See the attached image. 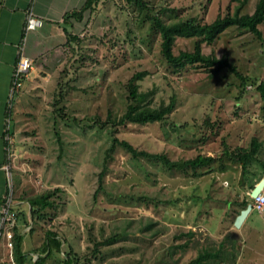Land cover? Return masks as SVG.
<instances>
[{
    "label": "rangeland",
    "instance_id": "1",
    "mask_svg": "<svg viewBox=\"0 0 264 264\" xmlns=\"http://www.w3.org/2000/svg\"><path fill=\"white\" fill-rule=\"evenodd\" d=\"M146 1L150 10L139 11L126 0H98L82 19L64 20L51 34L44 30L41 39L46 33L49 40L33 54L35 67L11 102L7 167L16 198L59 188L57 206L32 220L30 244L38 248L44 228L57 230L79 264H189L202 248L222 240L231 248L227 237H240L239 227L232 229L234 203L220 191L219 169L198 177L171 170L159 158L135 156L120 140L171 159L215 154L216 168L224 140L231 147L248 146L253 136L264 141V99L253 83L264 79V22L261 37L230 25L211 43L200 36L174 42L179 54L194 51L200 40L202 52L227 57L249 78L243 83L228 67L212 72L199 63H170L149 15L211 22L239 5L241 14L253 13L259 0ZM138 72H144L140 90H154L152 104L175 97L174 108L162 121L116 125L114 117L130 102L128 81ZM258 157L264 159V146ZM262 214L254 210L251 217L264 235ZM246 238L247 244L235 239V264H264V255L247 256L253 239ZM185 240V248L171 251ZM253 241L264 251V242ZM63 255L54 253L48 264Z\"/></svg>",
    "mask_w": 264,
    "mask_h": 264
},
{
    "label": "trees",
    "instance_id": "2",
    "mask_svg": "<svg viewBox=\"0 0 264 264\" xmlns=\"http://www.w3.org/2000/svg\"><path fill=\"white\" fill-rule=\"evenodd\" d=\"M98 0H87L83 8L80 10H75L66 15L64 18L65 21H71V18L77 20L84 17V12L87 9L91 11L94 10V4ZM129 3L135 4L139 11L145 9L150 10V6L146 0H126ZM241 6H237V9L234 13H227L224 16H218L215 20L211 22H203L195 16H191L187 19H176L173 21H166L161 16L157 14H149L150 18L154 21L156 28L160 31L162 36V52L165 58L175 66L185 65L186 63H199L202 66L211 69L212 72H217L223 67L230 68L233 72L240 76L243 83L248 82V79L245 75L241 74L237 67L229 61L227 57H218L217 55L211 53L206 54L202 52L200 46V40L196 43V48L194 51L183 50L179 54H175L173 51V45L178 36H200L203 37L208 42H213L219 33L223 31L230 25H236L243 28H248L256 33L258 36H262V30L260 29V24L264 22V0H259L256 9L253 13H240ZM72 22V21H71ZM72 39H77L78 36L70 35ZM144 72L136 73L128 81L129 94L128 98L130 100L127 110L120 116L114 117L113 123L116 125L126 124L128 122L135 123H148L155 121L165 120L175 105V97L171 98L168 104L161 103L159 106L152 104L151 97L154 94V90L149 89L147 91L140 90V84L137 79L142 78ZM256 88L261 93L262 98L264 99V79L257 81L253 80ZM62 109V108H60ZM115 141H118V138H115ZM120 143L130 150L135 156H146L149 158H159L163 161L164 165L171 170L177 169L187 173H193L194 176L198 177L203 173L210 172L214 169L216 165V158L218 155L208 154L200 152L195 157L190 158H177L171 159L166 153L150 152L147 150H140L136 148L133 144L129 143L127 140H120ZM224 147L221 150L220 159L223 157H228L234 161H238L243 168L251 169V165L257 161L262 162L258 157V153L264 146V141L257 136H253L250 144L247 146L239 145L231 147L228 145V142L224 140ZM114 145V144H113ZM59 188L47 189L40 194L30 196L27 201L30 204L31 215L33 220L35 219H44L49 214L44 210L47 207L55 208L57 203L53 198V195ZM246 204V202H244ZM34 227L30 230L32 231ZM45 239L42 244V253L36 260L35 264H44L47 257H52L54 253L63 252V258L61 261L55 264H79L77 253L74 252L69 245V248L64 249V246L68 243L66 236H61L59 231L44 228ZM193 231L190 230L187 234L192 235ZM183 234L181 232L178 235ZM177 235V236H178ZM190 239V238H189ZM227 239L231 244V248L226 247V240H222L220 245L209 247L206 246L199 251L198 255L192 259L189 264H216L219 259L224 263L227 258L232 260L231 264L236 263V240L233 236H228ZM22 240L23 236L20 232V229L16 226L14 234V255L18 261V264H25L27 255L22 251ZM189 243V240H185L182 243H178L171 246L172 249L182 247L185 248ZM219 258V259H218Z\"/></svg>",
    "mask_w": 264,
    "mask_h": 264
},
{
    "label": "crops",
    "instance_id": "3",
    "mask_svg": "<svg viewBox=\"0 0 264 264\" xmlns=\"http://www.w3.org/2000/svg\"><path fill=\"white\" fill-rule=\"evenodd\" d=\"M86 2L87 0H0V218L5 197L11 191L13 193L14 206L19 211L17 227L23 236L21 246L22 251L27 255L25 264H35L38 256L40 254L46 255V253L41 252L44 240L37 242L38 248L30 244V238L32 236L36 237L35 230H30L33 227L31 224L33 218L30 204L22 198H16L14 187H12L11 183L10 171L7 167L8 141L6 135L10 120L11 102L14 99H11L13 72L21 47H24L25 54L33 60L34 68L36 57L33 54L36 53L38 55V52L46 44L45 39H48L46 33L43 39H41V34L44 30H47L50 34L51 32H56L57 28L60 29L62 27V21H64L66 15L75 10H80ZM28 10H33L35 14L42 17L44 24L26 33L24 27ZM73 20L74 18L72 17L71 21ZM219 161H221L220 167H214L210 173H217L218 169L220 170L218 172L220 173L218 177H220L219 180L222 186L220 191L224 195L228 205L234 203L232 206L236 210V218L241 210L252 200L251 194L253 189L264 178V159L259 163L261 167H255V163H253L251 169L246 170L238 161H234L226 156ZM26 205L28 206L26 207ZM253 211L252 209L249 212L242 226L236 232L241 237L238 240L235 238L238 242H245L247 244L246 237L252 238L256 242H264L263 233L257 230L253 217H251ZM262 215L264 217V214ZM233 225L232 229L235 231L234 227L236 228V226L234 222ZM25 235L28 236L26 240ZM253 240L248 244L247 256L253 258L254 256L260 257L264 255V251L259 250L257 244L253 243ZM29 254L31 256L28 258ZM50 259L51 257H47L44 264H48ZM0 264H18L14 255V248L10 250L6 246L4 237L0 240Z\"/></svg>",
    "mask_w": 264,
    "mask_h": 264
},
{
    "label": "built area",
    "instance_id": "4",
    "mask_svg": "<svg viewBox=\"0 0 264 264\" xmlns=\"http://www.w3.org/2000/svg\"><path fill=\"white\" fill-rule=\"evenodd\" d=\"M44 24L42 17L34 13L33 10H28L25 32L27 33L31 29H36ZM33 68V60L25 54L24 47H21L19 58L16 63L13 72V81L11 87V99L15 97L17 92L21 89L24 83V79L28 76L29 72ZM7 138V135H6ZM13 193L10 191L2 205V216L0 218V240L4 237L6 246L13 250L14 248V234L15 228L18 225L19 211L14 206ZM252 209L258 212H264V191L263 189L252 196Z\"/></svg>",
    "mask_w": 264,
    "mask_h": 264
},
{
    "label": "water",
    "instance_id": "5",
    "mask_svg": "<svg viewBox=\"0 0 264 264\" xmlns=\"http://www.w3.org/2000/svg\"><path fill=\"white\" fill-rule=\"evenodd\" d=\"M264 186V178H262V180H260L258 182V184L255 186V188L252 191V196L256 195L257 193H259ZM252 210V203L249 202L247 204V206L241 210V212L236 216L234 224L236 227H241L242 223L244 222L245 218L247 217V215L249 214V212Z\"/></svg>",
    "mask_w": 264,
    "mask_h": 264
}]
</instances>
